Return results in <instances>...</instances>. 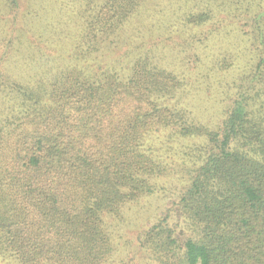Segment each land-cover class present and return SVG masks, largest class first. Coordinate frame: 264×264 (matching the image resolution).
Instances as JSON below:
<instances>
[{"label":"trees","instance_id":"16d2710c","mask_svg":"<svg viewBox=\"0 0 264 264\" xmlns=\"http://www.w3.org/2000/svg\"><path fill=\"white\" fill-rule=\"evenodd\" d=\"M234 1L250 27L236 28L235 41L248 38L257 53L227 84L239 90L215 128L176 107L186 86L156 52L135 53L131 64L126 52L92 72L94 53L122 37L142 0H84L69 60L60 54L66 62L50 78L25 73L23 60L11 64L17 73L0 69V264H106L113 234L123 238L125 216L137 215L133 204L166 170L145 143L160 129L193 149L179 208L197 235L181 241L163 219L138 235V248L157 264H264V0ZM207 20L183 14L179 24ZM229 54L224 66L210 61L214 72L228 68Z\"/></svg>","mask_w":264,"mask_h":264},{"label":"rangeland","instance_id":"374dc122","mask_svg":"<svg viewBox=\"0 0 264 264\" xmlns=\"http://www.w3.org/2000/svg\"><path fill=\"white\" fill-rule=\"evenodd\" d=\"M220 1L142 0L131 22L119 32L122 37H112L108 49L94 53L97 58L90 60L92 72L111 70V66L118 65L115 59L120 55H127L123 60L131 64L135 53L156 52L173 66L186 86L183 101L179 105L176 104L177 99H172V105L176 104L178 108L185 104L191 117L209 128H215L221 120L218 118L222 117L224 106L230 103L233 93L239 90L233 84L231 87L227 84L233 81L232 76L240 74V67H244V64L248 62L254 65L250 59L256 58L257 53L254 51L256 44L248 38L235 41L236 28H250L240 16L239 6L236 7L234 0ZM3 3L4 0H0V69L7 71L10 68L12 71L8 73H17L11 64L14 60H23L27 65L24 64L25 73L47 71V77H52L53 67L66 62L60 54L70 53L68 48L72 45H69V39L82 30L76 28L75 22L78 11L85 4L84 0H22L19 11H6ZM224 3L229 4L225 7ZM201 13L209 17L204 24L191 23L187 27L179 24L183 14L195 16ZM6 53V59L3 60ZM227 54L228 68L223 74L214 72L210 61L215 58L213 62L222 64ZM244 54H248L249 60L242 59ZM66 57L69 60V55ZM206 65L211 67V70L207 69L208 75L205 72ZM233 71L234 75L231 74ZM224 73H229L228 80L223 79ZM168 134V129L155 130L145 140L152 149L151 154L161 155L166 170L156 178L155 191L133 204V214L137 215L125 216L127 222L121 230L123 238L117 239L113 234L116 251L112 252L106 264H157L145 255L144 250L138 248L136 240L143 230L163 219L175 229L181 241L197 235L196 229L179 208L180 197L192 168V158L188 154L191 155L193 149H190L191 145L185 147L179 139L166 137ZM185 141L197 144L204 142L203 138L198 137L186 138ZM116 230L120 233L119 226Z\"/></svg>","mask_w":264,"mask_h":264}]
</instances>
